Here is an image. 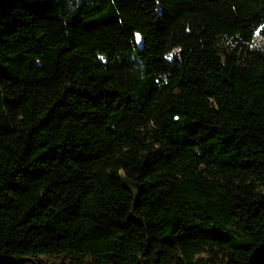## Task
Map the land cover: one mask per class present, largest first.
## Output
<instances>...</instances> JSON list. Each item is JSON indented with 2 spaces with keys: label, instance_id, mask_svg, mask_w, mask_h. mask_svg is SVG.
Masks as SVG:
<instances>
[{
  "label": "trees",
  "instance_id": "trees-1",
  "mask_svg": "<svg viewBox=\"0 0 264 264\" xmlns=\"http://www.w3.org/2000/svg\"><path fill=\"white\" fill-rule=\"evenodd\" d=\"M0 264H264V0H0Z\"/></svg>",
  "mask_w": 264,
  "mask_h": 264
}]
</instances>
